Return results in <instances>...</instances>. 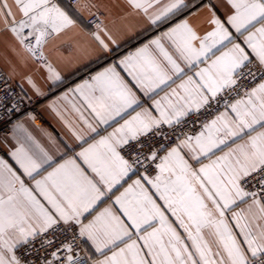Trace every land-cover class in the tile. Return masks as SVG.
<instances>
[{
  "label": "snow or ice",
  "instance_id": "1",
  "mask_svg": "<svg viewBox=\"0 0 264 264\" xmlns=\"http://www.w3.org/2000/svg\"><path fill=\"white\" fill-rule=\"evenodd\" d=\"M228 2L234 13L227 24L240 35L247 33L244 44L251 54L241 44L233 43L228 28L215 16L211 20L215 29L200 41L199 48L193 45L198 37L187 23L178 24L165 36L189 64L208 58L217 44L227 41L232 47L197 72L198 80L190 76L178 90L173 89L156 101L158 116L148 110L138 112L52 171H47L52 167V157L42 149L39 154L17 150L13 158L23 176L34 182L32 186L0 160V264H21L15 252L17 247L55 231L61 222L78 225L79 236L91 241L96 253L104 256L94 264H264V83L232 103L231 114L225 111L204 123L198 134L180 140L164 157L153 152L151 158L160 159L159 175L143 179L154 193L138 179L113 202L119 206V215L108 206L84 223L139 162V155L130 161L121 154L127 150L126 146L138 143L140 137L161 129L162 125H180L186 117L209 105L220 92L233 88L236 77L244 75L242 69L253 63L250 55L264 66V0ZM14 3L22 14L20 20L0 0L5 25L21 44L29 37L35 38V46L26 44V50L33 56L46 37L74 24L52 0H14ZM129 3L145 13L152 7V0H129ZM182 3L183 0H173L152 22ZM209 39L212 44H208ZM96 40L104 50L108 49L98 35ZM151 43L166 63L153 56L147 45L120 61L146 95L167 86L173 75L183 74L180 64L159 38ZM40 58L43 59L42 53ZM48 71L49 79L60 80L51 66ZM247 75L255 78L251 72ZM74 91L84 98L100 125H109L138 105L135 93L115 66L85 80ZM84 123L90 132L99 134L97 127L87 120ZM77 139L83 137L77 135ZM230 143L235 147H229ZM185 149L190 160L200 164L198 169L182 154ZM217 151L223 155L216 156ZM205 159L208 163H203ZM253 180L259 185V194L247 188ZM241 203L246 207L235 211ZM44 243L51 245L52 241ZM64 247L71 252V245ZM52 256L59 259L57 252ZM67 264H89V260L69 255Z\"/></svg>",
  "mask_w": 264,
  "mask_h": 264
},
{
  "label": "crops",
  "instance_id": "2",
  "mask_svg": "<svg viewBox=\"0 0 264 264\" xmlns=\"http://www.w3.org/2000/svg\"><path fill=\"white\" fill-rule=\"evenodd\" d=\"M3 2L10 6L16 20L22 18L14 0H3ZM172 2L173 0H158V2L152 0V7L148 8L147 13H145L143 10L134 8L129 0H81L75 6L70 5L65 0L53 1L52 3L57 4L67 12L74 24L45 38L39 49H41L46 63H42L36 56L28 52L26 45L21 44L6 27L4 10L0 8V70L4 71L20 87L23 96L41 95L43 97L42 111L48 118V123H41L33 116L25 115L13 122L12 136L2 138L7 154L0 160L11 166L25 180L26 184L32 186L34 182L23 176L22 170L13 158L12 154L17 150L23 149L30 154H39L42 149L52 157V167L47 168V171H52V168L63 163L64 160L75 158L77 153L87 148L89 144L120 127L125 120L131 119L138 112L148 110L153 116H158L159 113L155 108L156 101L171 93L173 89L178 90L179 85L188 77L191 76L198 80L197 72L208 67L216 56L232 47V44L227 41L223 45L217 44L212 49L214 55L209 53L208 58L202 57L200 61L189 64L180 58L176 46L165 36V33L178 24L187 23L198 37L197 40L193 41V45L199 48L200 41L208 33L214 31L215 25L211 23V20L215 16L228 28L233 43L241 44L251 54V49L244 44V37L247 33L240 35L231 25L227 24L228 17L234 13V9L228 0H183L179 8L153 23L152 20L161 10ZM92 13L100 14L103 19V24L97 29H92L86 23L87 17ZM97 35L108 45L107 50H104L96 40ZM157 38L180 64L183 74L173 75L167 86L162 85L161 89H157L155 93L146 95L143 90L135 85L132 77L128 74V70L120 64V61L130 53H134L147 45L153 56L162 63H166L151 43ZM212 43L213 41L209 39L208 44ZM250 59L257 61L254 55H250ZM49 66L59 74L60 80L49 79ZM112 66L116 67L117 72L135 93L138 105H134L133 109H129L121 116L116 117L115 120L110 121L109 125H100L97 124L94 114L84 98L74 90L85 80H90L92 76ZM260 83H264V80ZM97 95L99 94L97 93ZM241 98L243 96L238 99ZM232 103L220 110L212 119L225 111L231 114L230 105ZM85 120L97 127L98 135L90 132L84 123ZM77 135L82 136L83 140H78ZM239 142L241 141H237V143ZM229 147H235V144L230 143ZM171 148L165 150L161 157L167 155ZM227 150L228 148H224V151ZM182 154H185V158L189 159L194 168L200 167V164L190 160L186 149ZM219 155H223V152L217 151L216 156ZM78 163L86 168L81 161L78 160ZM203 163H208V160H203ZM88 171L90 172V170ZM44 174L46 172L42 173V175ZM157 175H159V171L149 179H154ZM36 178L39 179L40 177L37 176ZM143 178L144 176L130 171L128 176L111 193H108V197L98 204L95 211L87 217L84 223H87L88 220L92 219V216L108 206H112L113 211L119 215V206L114 205L113 202L117 196L138 179L150 193H154L155 190ZM154 198L157 199V203L163 205L158 197L154 196ZM245 207L246 205L241 203L239 208L234 210L239 211L240 208ZM166 215L170 221H174L170 213H166ZM178 230L182 232V230ZM83 239H85L86 252L91 259V264L103 260L104 256L96 253L91 241L86 238ZM106 254L111 255V252Z\"/></svg>",
  "mask_w": 264,
  "mask_h": 264
},
{
  "label": "built area",
  "instance_id": "3",
  "mask_svg": "<svg viewBox=\"0 0 264 264\" xmlns=\"http://www.w3.org/2000/svg\"><path fill=\"white\" fill-rule=\"evenodd\" d=\"M65 1L72 6L81 2V0ZM86 23L92 29H97V25L100 27L103 24V19L100 14L92 13L87 17ZM28 31L26 29L25 34ZM34 42L35 38L29 37L25 45H32ZM40 56L41 49H37L36 57L42 63H46V60L41 59ZM242 71L244 75L236 77L237 84L233 88L220 92L215 99L210 100L209 105L201 108L198 113L194 112L186 117L180 125L174 127L162 125L161 129L140 137L138 143L131 142L129 146H126L127 150L121 153L126 159L131 161L137 155L140 156L139 162L133 165L132 171L147 178L154 177L159 171L160 159L153 160L151 158L153 152L161 157L165 150L175 146L181 138L198 134L204 123L209 122L220 110L244 96L245 92L250 91L264 80V66H261L258 61L254 60ZM248 72L253 73L255 78L247 75ZM23 95L20 87L4 71L0 70V158L7 154L2 138L12 136L13 122L18 118L30 115L41 123H48V118L42 111L43 97L41 95L29 97ZM247 188L259 194V185L256 180H253ZM83 238L79 236L78 225L75 223L65 225L61 222L55 231L50 230L48 233L36 237L30 243L19 246L15 252L22 264H47L49 260L53 261V264H67V256L69 255L74 259H88L89 264H91ZM45 240H51V245L45 244ZM64 245H71V252L67 251ZM53 252H57L59 259L52 256Z\"/></svg>",
  "mask_w": 264,
  "mask_h": 264
},
{
  "label": "water",
  "instance_id": "4",
  "mask_svg": "<svg viewBox=\"0 0 264 264\" xmlns=\"http://www.w3.org/2000/svg\"><path fill=\"white\" fill-rule=\"evenodd\" d=\"M32 45L35 46V42Z\"/></svg>",
  "mask_w": 264,
  "mask_h": 264
}]
</instances>
